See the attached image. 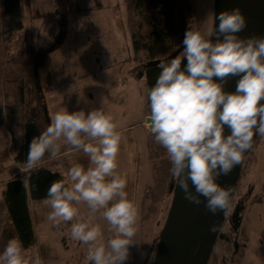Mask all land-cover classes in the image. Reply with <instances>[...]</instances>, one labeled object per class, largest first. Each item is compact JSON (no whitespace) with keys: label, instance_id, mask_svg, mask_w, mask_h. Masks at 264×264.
<instances>
[{"label":"clouds","instance_id":"1","mask_svg":"<svg viewBox=\"0 0 264 264\" xmlns=\"http://www.w3.org/2000/svg\"><path fill=\"white\" fill-rule=\"evenodd\" d=\"M215 19L219 24L210 34L189 24L183 50L158 64L160 73L147 92L148 127L166 150L170 173L184 198L203 204L205 214L227 215L232 189L221 186L218 179L242 163L253 146L254 133L264 137V37L237 35L248 23L239 7ZM240 74L235 92L225 91L227 78ZM117 129L113 115L102 107L74 112L64 107L32 139L25 161L27 185L45 156L57 158L62 146L82 150L89 158L87 168L74 163L66 179L51 184L44 204L51 209L47 220L54 227L66 229L71 239L87 246L91 264H124L138 232L139 209L125 191L126 178L117 172L122 138ZM81 203L89 209L87 218L77 207ZM97 213L114 233L107 240L101 225L93 223ZM216 230L215 224L209 228ZM156 258L153 252L150 264ZM0 264L44 261L38 253L29 255L18 238H11L0 252Z\"/></svg>","mask_w":264,"mask_h":264},{"label":"rangeland","instance_id":"2","mask_svg":"<svg viewBox=\"0 0 264 264\" xmlns=\"http://www.w3.org/2000/svg\"><path fill=\"white\" fill-rule=\"evenodd\" d=\"M192 2L193 24L210 34L219 0ZM72 5L75 9L69 11L66 9L69 3L64 0H21L24 16L20 33L35 46L53 39L62 40L50 51L53 91L45 94L50 118L64 107L69 112L102 107L115 118L117 130L122 134L117 172L126 178L125 191L139 209L138 232L124 264H150L158 242L153 240L163 228L172 198L167 192L171 177L168 154L155 142L149 127L146 133L139 124L148 109L145 67L150 61L145 52L133 47L124 0H72ZM54 12L57 13L51 14ZM75 90L76 94L70 97V91ZM82 155L87 157L80 150L68 154L66 160L56 159V165L49 164L52 168L61 165L66 178L72 164L88 167L89 158L84 160ZM128 156L131 160H127ZM239 173V190L233 200L236 209L233 222L227 227L238 244L237 261L231 259L232 241L224 252L226 259H221L225 242L217 238L208 264H264V137L258 135L253 141L252 148L244 154ZM77 207L87 218V205L81 203ZM31 213L44 264H91L87 246L74 241L66 229L56 228L47 220L46 205L31 206ZM93 223L101 225L105 240L114 235L98 213Z\"/></svg>","mask_w":264,"mask_h":264},{"label":"trees","instance_id":"3","mask_svg":"<svg viewBox=\"0 0 264 264\" xmlns=\"http://www.w3.org/2000/svg\"><path fill=\"white\" fill-rule=\"evenodd\" d=\"M64 1L69 3L67 10L75 9L72 0ZM124 2L133 47L137 51L145 52L147 60L150 61L145 67L149 90L155 85L160 73L157 60L163 59L183 45L185 32L189 24L194 22L195 8L192 0H124ZM22 19L21 0H0V30L7 48L17 32L23 28ZM61 42L59 38L35 46L27 39L19 51L7 54L1 77L5 124L10 135L9 152L23 167L30 142L51 123L45 100V94L52 89L50 51ZM186 63L184 60L182 67ZM257 137L258 135L254 133L253 141ZM47 157L46 155L45 158ZM27 172V169L18 172L7 181L4 202L17 237L28 250L35 242L27 205L28 197L44 199L54 181L66 178L60 170L51 169L40 162L37 170L31 172L30 184L24 185ZM174 182L175 178L171 175L167 184L168 193L172 194ZM160 231L153 243L159 239Z\"/></svg>","mask_w":264,"mask_h":264},{"label":"water","instance_id":"4","mask_svg":"<svg viewBox=\"0 0 264 264\" xmlns=\"http://www.w3.org/2000/svg\"><path fill=\"white\" fill-rule=\"evenodd\" d=\"M236 7L241 9L248 21L247 27L237 35L240 38L264 37V0H219L215 17L223 11H229ZM218 24L219 21L215 19L213 28ZM211 39L213 43L216 42L215 34ZM182 49L183 45L163 59L157 60L158 64L161 61L166 62L174 58ZM242 75L229 76L224 84V90L235 92L237 81ZM213 79L220 82L216 77ZM146 121L148 122V116ZM202 208L203 204L197 206L184 198L175 179L170 207L154 251L157 258L151 264H206L217 230L209 231L210 226L214 224L212 216L208 223L206 222L207 233H203L205 223L201 224ZM197 239H201V243L194 254L193 250Z\"/></svg>","mask_w":264,"mask_h":264},{"label":"crops","instance_id":"5","mask_svg":"<svg viewBox=\"0 0 264 264\" xmlns=\"http://www.w3.org/2000/svg\"><path fill=\"white\" fill-rule=\"evenodd\" d=\"M22 14H23V11H22ZM22 22H23V19H22ZM21 30H19L17 32L14 40L10 43V46L8 48L6 46V43L2 37L1 30H0V163H1V166H0V252H2L4 250L9 239L18 238L16 230L14 228V225H13V223L10 219V216L8 214L6 204L4 202L5 201L4 200V189H5L7 181L9 179H11L16 173L22 172L21 169L26 171V168L23 167L22 164L16 162L9 152L10 135H9V132H8V130L6 128V124H5L4 98H3V94H2V88H1V77H2L3 69H4L5 64H6L8 52L19 51L22 48L21 46L24 45V43L28 39V38H26V40H25L23 38L22 33H20ZM16 41H18V42L16 43ZM13 49L14 50L18 49V50L13 51ZM51 72H52V70H51ZM130 87H131V85H130ZM52 91H53V89H51L49 92H52ZM76 92H77V90L70 91L69 96L71 97V95H75ZM129 93L131 96L130 90H129ZM149 112H150V109L148 107V109L143 114L141 122L139 123L140 126L146 130V133L148 131V122L146 121V117L149 115ZM50 120H51V118H50ZM79 151L80 150L72 149L70 146H62L61 151H60L57 158L52 159L50 157H47V158L43 159L41 161V163L44 165H47L51 169H56V170L61 171V165H58L56 168H52L53 166H51L49 163L52 162L56 165L57 164L55 162L56 159L60 158L61 160H66L68 154L79 152ZM82 156H83L84 160L87 159V157H85L84 155H82ZM76 158H77V160H79L80 157L76 156ZM127 160H131V156H128ZM44 199L36 200V199H32L30 197H28V199H27V205H28V210H29V214L31 217L32 229H33V233L35 236L34 244L31 246L30 249H28V250L26 249L27 252H29V251L31 252V255H34L36 253H38L40 255V253H41L38 249V246H37V243H39V242L37 240V236H36V232H35V225L33 222L34 214L31 213V206H33L34 208H40V207L45 206ZM46 207H47V212L49 213L51 209L47 205H46ZM36 218H37V214L35 213V219ZM42 254H43V252H42Z\"/></svg>","mask_w":264,"mask_h":264},{"label":"flooded vegetation","instance_id":"6","mask_svg":"<svg viewBox=\"0 0 264 264\" xmlns=\"http://www.w3.org/2000/svg\"><path fill=\"white\" fill-rule=\"evenodd\" d=\"M243 158H244V156H243ZM241 170H242V163L240 165H237L233 169V171L231 172L230 175H227V176H223L222 175L218 179V183L221 186L232 189V194H231V211L228 212L227 215H225L222 212V213L216 214L215 217H214V215H212L210 213L205 214L204 205H203V208H202V220H201V224L202 223L203 224L205 223V227L203 229V233L204 234L207 233V231H208L207 223L209 221V218L213 216V223L217 226V232H216L214 241H215V239L219 238V239L224 240V242H225L224 245H223V248L224 249H221V253H220L223 256V257L220 256L222 260L226 259L225 258L226 255H225L224 252L226 250H228L229 245H230V243L232 241L233 255H232L231 259L234 260V261H237V257L235 255V251H236V249H238V244H237V242H236V240L234 238L235 236L232 235L231 231L227 230V227L229 226V224H231L233 222V219H232L233 216H234V213L233 212L236 209V206H234V204H233V203L236 202V201H233L234 200V193L239 190L237 187L239 185V182L238 181H239L240 176H241V173H239V172ZM200 243H201V239H197L196 244H195V247H194V250H193L194 254H196V250H197V248H198V246H199ZM211 250H210V252H211ZM209 257H210V255L208 256V258ZM208 258H207L206 264H208V260H209Z\"/></svg>","mask_w":264,"mask_h":264},{"label":"built area","instance_id":"7","mask_svg":"<svg viewBox=\"0 0 264 264\" xmlns=\"http://www.w3.org/2000/svg\"><path fill=\"white\" fill-rule=\"evenodd\" d=\"M0 166H1V163H0Z\"/></svg>","mask_w":264,"mask_h":264}]
</instances>
